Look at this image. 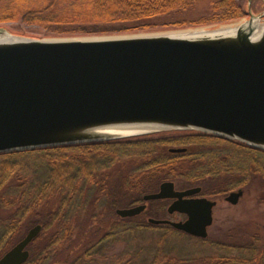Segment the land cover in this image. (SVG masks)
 I'll use <instances>...</instances> for the list:
<instances>
[{"label":"water","instance_id":"obj_1","mask_svg":"<svg viewBox=\"0 0 264 264\" xmlns=\"http://www.w3.org/2000/svg\"><path fill=\"white\" fill-rule=\"evenodd\" d=\"M251 3L248 18L210 29L37 37L0 26V35L13 37L0 39V152L173 129L200 130L264 149V28L255 25L264 23V10L254 12ZM222 27L236 30L212 33ZM132 125L155 128L105 133ZM201 190L163 181L143 199H173L168 212L187 218L150 217L149 222L208 237L217 200L198 196ZM243 194L234 190L225 199L236 204ZM146 207L144 202L116 211L128 217ZM42 228L41 223L30 227L0 264L26 262Z\"/></svg>","mask_w":264,"mask_h":264},{"label":"trees","instance_id":"obj_2","mask_svg":"<svg viewBox=\"0 0 264 264\" xmlns=\"http://www.w3.org/2000/svg\"><path fill=\"white\" fill-rule=\"evenodd\" d=\"M196 1L0 0V26L37 37L137 32L160 25L152 23V18L184 11ZM247 4L248 0H214L210 15L168 25L178 28L232 22L248 15ZM18 21L36 24L45 31L13 30L10 23ZM172 147L186 150L172 151ZM255 179L264 186V149L195 129L0 152V208L13 210L0 217V257L18 242L22 232L41 223L42 231L29 245L31 254L23 264H55L71 251L78 256L71 264L91 262L94 257H103L100 252L118 238L119 230L163 227L167 232L179 231L148 220L166 211L168 199L150 201L151 206L132 217H122L116 210L110 213L124 199L130 197V205L142 203L144 194L156 191L165 180L184 187L202 185L204 195L223 197ZM103 201L107 204L98 210ZM83 211L86 228L76 226ZM117 216L123 223H118ZM90 222L98 227L94 232L87 229ZM243 239V244L230 245V249L243 253L210 258L220 259L215 264H264V232L256 229L244 234ZM158 245L152 262L144 259L140 264H181L189 260L170 256L160 247L161 239Z\"/></svg>","mask_w":264,"mask_h":264},{"label":"rangeland","instance_id":"obj_3","mask_svg":"<svg viewBox=\"0 0 264 264\" xmlns=\"http://www.w3.org/2000/svg\"><path fill=\"white\" fill-rule=\"evenodd\" d=\"M214 0H197L193 7L185 9L184 11H172L166 14H161L152 18V23L160 24L152 30H144L137 32L129 33H149V32H168V31H177L182 29H194V28H216L221 27L222 25H199V26H185V27H173L169 26L170 22L186 19L191 21L197 18H200L204 15H210L211 3ZM255 1V0H253ZM264 3V0H262ZM261 0L255 1L256 8L260 9ZM262 3V4H263ZM264 5V4H263ZM264 7V6H263ZM262 7V8H263ZM262 9L260 10V12ZM248 18V16L240 18L231 22L235 24L237 22L243 21ZM162 23L164 24V26ZM231 23H228L231 25ZM227 24V25H228ZM13 30L20 28L28 29V32L38 31L44 32L45 30L36 25H27L22 22L10 23ZM225 25V24H224ZM35 35H40V33H34ZM112 34H124V33H112ZM93 35H107V34H93ZM78 36H89V35H78ZM51 37V36H50ZM54 37H72V36H54ZM159 188V187H157ZM177 188L184 189L181 184L177 183ZM238 189V188H236ZM234 189V190H236ZM244 189V194L240 198L239 202L236 204L230 203L225 200L224 197L218 198L219 203L215 207L214 211V222L213 225L209 228V235L206 239L195 237L191 234L185 232H167L166 228L163 227H143L142 229L131 228L128 230H119L118 238L105 245L100 252L102 253V258L94 257L91 262H84L81 264H125L127 261H132L134 264H140L144 259L146 263L148 261L152 262V253L158 245V241L161 239V246L163 249H166L170 256H178L181 258L189 259L187 262L192 261L191 264H215L220 259L210 258L211 255H230V253H243V250H233L230 249L231 244H243L246 239H243V235L246 233L251 234L256 229L262 230L264 232V201L261 200V196L264 190L263 183L255 179L248 184ZM230 192V191H229ZM227 192L224 196H226ZM131 198L124 199V201L118 207H129ZM103 204H107L103 201L98 210L101 209ZM149 206L151 204L149 203ZM97 210V211H98ZM116 208L111 209L110 213H115ZM13 210L10 209L8 212L0 208V217L7 216L12 214ZM74 214H77V210L73 211ZM85 214L82 212L78 218V224L76 226H85ZM157 217H170L172 219L179 220L181 215L176 213L174 215H167L166 213L157 212ZM118 223H123L122 218L119 216L116 217ZM121 225L120 229H122ZM124 227V226H123ZM86 228V226H85ZM87 229L90 231H95L98 227L95 223L90 222L87 225ZM1 230V229H0ZM52 232V231H51ZM26 232H22L18 237V241L24 236ZM80 241V242H79ZM83 241V239H82ZM81 240H77L82 244ZM89 244V243H88ZM87 244V246H88ZM226 245V246H222ZM85 250V249H84ZM81 251V249H80ZM69 252V251H68ZM69 256V257H68ZM152 257V258H151ZM66 258V259H64ZM78 256L74 251H71V254L67 253V256H62V259L58 260L55 264H71L72 261L76 260ZM151 258V259H150ZM80 264V263H79Z\"/></svg>","mask_w":264,"mask_h":264},{"label":"bare ground","instance_id":"obj_4","mask_svg":"<svg viewBox=\"0 0 264 264\" xmlns=\"http://www.w3.org/2000/svg\"><path fill=\"white\" fill-rule=\"evenodd\" d=\"M256 28L259 31H262V29L264 28V23H260L259 21L255 22ZM236 30V28H232V27H222L220 29H218L217 31H214L212 33H220V34H228V33H233ZM202 30H195V32H198ZM184 32V31H182ZM181 33V32H178ZM185 33V32H184ZM5 38H13L11 37L9 34H4V35H0V39H5ZM155 128V126H150V125H132V126H123V127H113L110 129H106L105 133L107 134H114V135H118V134H129V133H135V132H143V131H148ZM103 131V130H102Z\"/></svg>","mask_w":264,"mask_h":264},{"label":"flooded vegetation","instance_id":"obj_5","mask_svg":"<svg viewBox=\"0 0 264 264\" xmlns=\"http://www.w3.org/2000/svg\"><path fill=\"white\" fill-rule=\"evenodd\" d=\"M201 187H202V190H201V192L198 194V196H206V197H209V198H211V199H216L217 200V205H218V203H219V200H218V198H220V196H210V195H204L203 194V189H204V187L202 186V185H200ZM243 189V188H242ZM244 190V189H243ZM224 198H226V196H223ZM226 200V199H225ZM172 199H169V202H168V204H167V206H166V211H163V213H166L168 216L169 215H172V214H170L169 212H168V206L172 203ZM227 201V200H226ZM229 202V201H228ZM149 203H150V201L148 202V207H149ZM231 203V202H230ZM217 205L215 206V207H217ZM215 207H214V211H215ZM161 212V211H160ZM176 213H178V212H175L174 214H176ZM173 214V215H174ZM180 215H181V217L182 218H180L179 220H181V219H186L187 218V215L186 214H183V213H179ZM214 218H215V216H214ZM213 225V224H212ZM262 231V230H261ZM188 261V260H187ZM187 261H184L183 263L181 262V264H191L192 263V261H189V262H187Z\"/></svg>","mask_w":264,"mask_h":264}]
</instances>
